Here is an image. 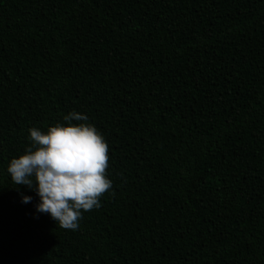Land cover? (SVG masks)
I'll return each instance as SVG.
<instances>
[{
    "label": "trees",
    "instance_id": "trees-1",
    "mask_svg": "<svg viewBox=\"0 0 264 264\" xmlns=\"http://www.w3.org/2000/svg\"><path fill=\"white\" fill-rule=\"evenodd\" d=\"M73 110L112 181L76 231L7 173ZM0 264H264V0H0Z\"/></svg>",
    "mask_w": 264,
    "mask_h": 264
},
{
    "label": "clouds",
    "instance_id": "clouds-1",
    "mask_svg": "<svg viewBox=\"0 0 264 264\" xmlns=\"http://www.w3.org/2000/svg\"><path fill=\"white\" fill-rule=\"evenodd\" d=\"M87 120L73 110L63 116L66 123H55L46 131L29 128V146L7 166L14 184L27 186L39 197L36 211L65 230H78L83 213L100 208V198L112 188L108 144ZM21 196L23 203L32 199Z\"/></svg>",
    "mask_w": 264,
    "mask_h": 264
}]
</instances>
